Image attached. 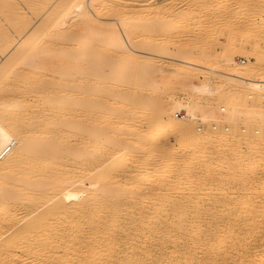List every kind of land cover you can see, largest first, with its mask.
Segmentation results:
<instances>
[{
  "label": "bare ground",
  "instance_id": "bare-ground-1",
  "mask_svg": "<svg viewBox=\"0 0 264 264\" xmlns=\"http://www.w3.org/2000/svg\"><path fill=\"white\" fill-rule=\"evenodd\" d=\"M71 1L74 3L73 7L77 8L79 5L81 8L85 7L87 2V0H62L65 6L68 4L71 6ZM114 1L112 4L110 0L108 2L113 5ZM138 1L134 0L123 4L120 2L118 6L110 7L108 2L98 4L99 0H90V5L93 7L97 5L99 10L102 6L99 13L105 11L108 14H103L116 16L118 19L120 15L124 14V17L130 14H126L127 12H135L138 6L146 2L143 0L144 2L139 5ZM262 1L264 4V0ZM63 6L60 11L58 10L60 13L56 11L57 9L52 10L29 35V38L23 40L17 50L0 66V154L11 147L9 152L0 158V201L8 199V202L15 207H22L26 198L41 191L50 198V222L44 223L42 226L44 238L50 239L53 249H51L52 254L48 255L46 244L40 245L39 251L44 258L43 264H264V244L261 243L262 237H264V209L243 211L226 208L221 210L186 209L182 205H175L177 198L164 193L161 188L164 186V179L160 174L164 171H160V173L157 170H148V158H144L140 163L139 168L144 171L137 181L132 174L136 172L134 168H127L125 171L122 180L125 184L129 183V187H126V184L125 188L121 189L118 175L113 173L118 168V146H130L129 151L132 157L142 153L152 158L159 157L158 162H160L163 158L162 153H165V149L159 146L160 141L175 135L174 137H179V142L177 140L179 144L175 145L174 153L183 152L190 161L199 156L200 148L212 145L225 159L223 163L215 164L216 169L220 167L223 172H226L232 169L231 166L238 171L242 167H248L252 174H255L257 166H260V161L256 156L246 159L244 154L253 149H263L260 138L252 136L248 139L249 137L245 138L246 136L244 137L243 134L234 137L232 133L225 134L224 132L223 136L216 138L212 134L205 135L204 131V135H200L193 128L191 130L189 127L188 130L190 124L188 121H182L188 119L187 111L178 110L175 112L174 116L180 119L179 121L170 117L162 109L161 104L152 102L156 101L152 93L154 96L156 94L152 91L149 93V86L152 85L149 84L150 74L147 75L146 72V74L140 75V82H144V84L140 83L143 86V88L140 86L143 89L140 90L143 92L145 90L146 97L143 107L142 100L139 101L137 94L133 91L136 88L131 89L128 86L131 83H129L130 80L128 81L127 77L125 80L121 76L124 73L118 75L119 66L114 65L118 56L111 58L114 55L110 57L111 59H106L98 68L97 72L100 78L96 81L95 86L93 85L94 87L88 91L91 97L88 98L89 101L86 102V105L84 102L86 101L85 93L78 92L79 89H76V94L75 89L73 90L74 83L71 86L70 82H63L69 75L72 61L75 59L77 61L85 60L86 53L81 50L76 57L72 56L73 60L61 65L56 63V56L53 53L55 46L60 44L66 49H72V43L76 42L74 39L79 40L76 37V35L79 36L78 33L80 36L85 33L92 34L99 44L98 47L105 45L107 48H114L116 44L124 48V44L121 42V34L117 31L118 29L114 32L111 31V35L110 32L106 33L110 35L112 41H106L107 35L102 39L103 30L101 29L106 23L102 27L101 21H95L89 8L86 7V9L83 8L85 13L82 12V14L84 13L83 18L85 17L84 22L81 18L82 25L79 24V21L76 23L81 26H79L81 32H78V27L75 26L77 32L74 34L76 33V35L72 34L73 30H69L71 27H65L66 14L60 15L63 9L68 8V6L67 8L65 6L63 8ZM96 9L95 12H98ZM128 17H125L128 20L124 18L127 23L123 21V24L125 23L126 31L128 28L129 32L127 33H133L130 28L132 27L131 18ZM107 27L104 29H114ZM56 30L66 31L64 32L66 34L63 33L59 38L54 37L53 33ZM69 31L72 35H68ZM129 36H133V34H129ZM134 36L137 37L135 34ZM38 37H42V45L36 48L31 47L32 41ZM4 41L5 44L9 42L8 39ZM108 41L110 45L106 44ZM104 42L106 43L104 44ZM131 42L135 44L134 41ZM261 43L259 41L258 45L256 43V47H253L256 61L252 66L239 67L233 61V55H227L225 56L226 60L224 59L230 66L227 70L222 69V65L220 66L216 59L214 64L210 62L211 65L205 67L192 61L185 62V57L183 60L181 59L184 61L182 67H186L185 72L187 68L188 70H198L203 67V70L206 68L212 73L219 72L229 80L243 79L245 81L244 79L253 77L248 81L254 82L255 88H260V86H264V65L262 64L264 51L261 49ZM116 45L114 50L112 48L113 52L115 49L118 50ZM121 47L120 51L123 49ZM127 47L123 49L124 52L129 50ZM189 53L193 52L189 51ZM189 53L185 51L182 54L190 55ZM177 56L179 57V55L171 54L167 59L180 61ZM204 57L209 56L205 53ZM191 59L189 58V60ZM205 59L208 61L207 58ZM112 61L114 63L111 64ZM60 67L65 70L61 76H57L56 73ZM123 80L128 82H123ZM77 81L80 82V79ZM119 82H123V84L118 85ZM143 92L142 94H144ZM118 94L120 102L125 105H121L124 106L125 115H129L132 119L130 128L133 124L138 126L136 138L118 139L117 126L97 132L98 128H104V122L118 120L116 119L119 109ZM152 103L154 107H158V110L151 107ZM139 106L140 108H138ZM77 109L85 110L77 113ZM139 111L141 115L139 114V123L136 124L137 119L134 116ZM80 117L89 123L88 127L95 126L97 129L91 132L84 130L85 132L76 137V131L80 127L77 121L80 120ZM156 118L160 123L153 125L152 122ZM113 123L118 125V121ZM213 128L216 129L214 126ZM148 129H151L150 134H147ZM152 142L157 143L154 144L155 147ZM104 144H109L112 149L110 158L101 159L92 156L89 159H80L83 154L86 155L80 146L87 150L90 149L91 153V150L95 151L98 147H104ZM229 150L239 151V154L230 160L227 156ZM237 170H234V176L238 173ZM237 176L235 179H240ZM152 182L159 186V191L156 194L158 196L155 197V206L146 209L143 202L139 200L141 197H135V193L140 195L145 193L146 195V192L148 193L147 186ZM170 203H174L175 208L165 207ZM3 208L11 210L8 206ZM14 218L16 217L11 214L8 216V225L16 222L17 218ZM92 224H95L96 233L92 239L97 241L96 245L87 240ZM46 226L49 227V231ZM48 232L49 236L46 234ZM248 244L252 246H247ZM255 257L259 260L256 261Z\"/></svg>",
  "mask_w": 264,
  "mask_h": 264
},
{
  "label": "rangeland",
  "instance_id": "rangeland-1",
  "mask_svg": "<svg viewBox=\"0 0 264 264\" xmlns=\"http://www.w3.org/2000/svg\"><path fill=\"white\" fill-rule=\"evenodd\" d=\"M108 1L99 0L98 4H105ZM113 1L114 0L111 2L110 0V3L112 4ZM130 1L132 2L134 0ZM130 1L115 0L114 2H117V4L114 3L113 5L118 6L120 2H122L120 4H123ZM259 1L260 0H146V2H144L143 0H139V5L144 3L138 6L135 12H125L126 14L130 13L126 16H129V19L131 18L132 27L130 28H132L133 31V33H127L129 32L128 28L126 31V27H124L125 23L123 24V21L127 23V21H125V19H127L125 18L126 16L123 17L124 14L122 16L120 15L121 17L118 16V19L121 20H118L116 16L105 15L108 13H105L104 10V12H100L102 13L100 14L99 11L102 10V6H100L101 8L99 10L97 5L93 7L90 5V0H87L88 3L86 2L85 7L87 9L89 8L93 19L95 21H101L102 24H100L102 27L103 24L106 23L104 27L108 26L114 28L109 30L103 27V29H101L103 30L102 39L103 36L105 38L108 32H110V35L111 31L114 32L117 29V31L120 32L121 42L124 44V48L123 46L121 47V45L117 46L115 44L118 48V50L115 49V53L113 52L115 45L114 48L111 46V48H107L105 45H102L103 47H98L99 44L92 34H86L83 31L82 32L85 34L81 36L80 33H78L79 36H77L76 33L74 34V32H77L75 31L76 27H78V32H81L79 31L80 25L77 24V26L76 23L78 21L80 22L81 18V20L85 18H83L86 9L84 6H82V8L80 5L78 8L75 6L73 7V1L70 2L71 6L69 4L65 6L62 0H0V66L17 50L19 44H21L23 40L29 38V35L32 34L34 29L43 22V19H45L52 10L54 11L57 9L56 11H60L62 9L61 6L64 5L65 8L68 6L66 10H62L63 13L61 11L60 15L66 14L65 27L70 26L71 28H69V30H73L72 34L76 35L79 40L77 41L74 39L76 42H71L72 49H66L60 44L56 45L53 53L56 56V63L61 65L62 63L73 60L71 59L72 56L76 57L77 53L81 52V50L86 53L85 60L77 61V59H75L72 61L69 68V75L63 80V82L66 81V83L70 82L71 86L73 83L75 84L73 90L75 89L76 94L78 89V92L85 93L86 101L84 102L86 105V102L89 101L88 98L91 97L88 91L95 86V83H97L96 81L100 78L97 72L98 68L106 59L116 58L118 56V59H116L118 62L115 61L114 64L115 66H119L117 70L118 75L124 73V75L121 76H123L125 80L126 77L128 81L130 80L129 83H131L128 86L131 89H134V87L136 88V90L134 89L133 91L137 94V99L139 98V101L142 100V104L141 102L140 104L143 105V107L146 97L144 93L145 90L144 92L142 91L143 86L141 84H144V82H140V75L146 72L147 75H151H149L151 79L149 84L152 86H149V93L155 92L156 94L155 96L154 93H152L153 95L151 94L154 100H156L152 102L158 103V105L161 104L162 109H164L170 117H174L179 121L180 119L174 116L175 112L178 110L187 111L189 117L182 121H188V124H190L188 130L190 127L191 130L193 128V130L200 135H204L206 132L205 135L212 134L213 137L216 138L223 136V132L225 134L232 133L234 137L243 134L244 137L246 136L245 138L249 137L248 139H250V137L252 138V136H256L255 138H260V143L263 147V149L261 148L262 150L253 149L244 154L246 159L256 156L260 161H258L260 166H257L255 174H252L248 167H242V169H240L241 171L239 170L241 173L232 166L231 168L233 170L230 169L226 172H223L220 167H218L220 169H216V167H214L215 164H221L225 159L218 154L216 148L212 147V145L200 148V154L204 155L199 154V156H197L198 159L195 158L192 161H190L188 156L183 152L180 154L174 153L176 148L175 145L179 144V137H174L175 135L160 141L159 146L165 149V153H162V155L159 153L163 156L160 162H158L159 157L152 158L142 153H139L136 157H132L129 151L131 147L121 145L118 146V168L113 172L115 175H118V179L120 180L119 187L124 189L127 184L122 180L127 168L135 169L136 172L132 174L136 177L137 181L138 178L141 177L142 171H144V169L140 170V163L144 158H148V170L164 171L160 174L164 179V186L161 188L164 190V193L172 196L174 195L173 197L177 198L175 200V205H182V207L186 209L221 210L226 208L241 211L264 209V86H260V88L257 87L258 89L255 88V83L251 80L248 81L253 77L247 80L244 79L245 81H243V79H239L240 81L238 79L229 80V78L225 77L223 74L217 73L216 71L212 73L205 68L207 72L205 69L203 70V67L198 70H188L187 68L186 72L184 71L186 67H182L184 61H192L193 63L209 67L210 62L215 63L218 60L217 63H220V66L222 65L221 68L227 70L230 67L225 61V56L227 55H233V61H235L239 67L254 65L256 61L254 55L256 43L258 45V42L261 41V49L264 51V22L262 23V21H264V16L261 17V15H264V4L262 0ZM110 3L108 2L107 4ZM111 4L110 7L113 6ZM95 8L98 10V12L96 11L97 13L95 12ZM59 11L58 13H60ZM82 12L84 13L82 14ZM79 24H81V22ZM70 31L68 35L71 33ZM64 32L56 30L53 34L54 37L59 38ZM87 32L90 33L89 31ZM129 34H133V36L135 34L137 37L129 36ZM110 35H107L108 39H106V41L113 40L110 38ZM5 39L6 41L8 39L10 43L8 42L6 45ZM41 40H43L42 37L34 39L31 43V47L36 48L41 46L43 43ZM109 41L108 43L104 42V44L110 45ZM131 41H134L135 44L138 43L135 45ZM125 46H128L127 49L129 50H125L124 52L123 49L126 48ZM120 47L123 48L121 51ZM231 49L233 50L231 51ZM184 50L186 53H189V51L193 53H189L190 55H183L182 53H185ZM204 52L209 57H204ZM170 53L173 56L179 55L177 59L180 58L178 59L180 61L168 60L167 57H170ZM203 54L204 56H202ZM188 56L190 59H193L189 60ZM205 58L208 59L209 63ZM181 59H184V61H181ZM119 61L121 62L119 63ZM112 63H114V61H112L111 64ZM262 64L264 65V62ZM130 65L131 67H129ZM62 68L63 67L59 68V71L56 73L57 76L63 74L65 69ZM81 71L84 72V74H82ZM133 73L134 75H132ZM77 79H80V82L77 81ZM128 81L123 80V82ZM123 82H119L118 85L123 84ZM138 86H142V88ZM142 92L144 94H142ZM144 97L145 99H143ZM153 103L151 107L157 109L158 107H154ZM121 105H124V103L120 102V96L118 94L119 109L118 117L116 118L118 120L113 121H118V125H115L113 122H104V128L101 129L100 127L97 129L95 126L88 127L89 123L80 117V120L77 121L80 127L76 131V137H79L86 130L91 132L97 129V132H100L117 126L118 139L126 140L128 138H136L138 126L133 124L130 128L132 119L129 115H125V105L123 107ZM140 106L138 108H140ZM128 107L131 108V106ZM223 108L226 109L224 110ZM78 109L77 113L78 111L83 112L85 110L83 109L82 111ZM139 114L140 111L134 116L137 119L136 124L139 123ZM190 114H193V116H190ZM157 123L160 122H158L156 118L152 124L157 125ZM213 126H217V128L215 129ZM150 130L151 129H148L147 134H150ZM152 144L154 146L155 143L152 142ZM104 145V147H98L95 151L91 150V153L90 149L87 150V148L80 146V148L86 152V155L83 154L80 159L85 160L86 158H92V156L93 158L96 157L101 159L110 158L112 149L109 144ZM227 152L228 159L230 158V160L239 154V151L235 150H229ZM234 170L238 171L239 174L236 173L240 179H235L237 174H235L236 176L233 175V173H235ZM238 176L237 178H239ZM128 185L129 183L126 187H129ZM147 188L148 193L146 192V195L145 193H142V195L135 193V197H141L139 200L143 202L142 204L146 209L155 206L154 202H156L155 199L158 196H156V194L159 191V186L157 183L152 182ZM24 202L25 204L22 207H15L12 203L8 202V199H2L0 201V264H43L44 258L39 251V247H41V244L44 245V243L46 244L45 247L48 255L52 254L51 249H53V244H51L50 239L44 238L42 226V224L50 222V198L41 191L34 196L26 198ZM173 204L174 203L167 204L165 207L173 209L175 208ZM5 206L10 207L11 213L9 209L5 210L3 208ZM9 213L17 218L16 222L12 225H8ZM92 225L93 226L90 225V233L87 240L94 242L96 245L97 241H93L92 239L96 233L95 224ZM46 228L47 231H49V227L46 226ZM46 234L48 236L50 235L49 232ZM261 243L264 244V237H262ZM251 244L247 246L251 247ZM95 245L92 244V246ZM255 260L257 261L259 259L255 257Z\"/></svg>",
  "mask_w": 264,
  "mask_h": 264
},
{
  "label": "built area",
  "instance_id": "built-area-1",
  "mask_svg": "<svg viewBox=\"0 0 264 264\" xmlns=\"http://www.w3.org/2000/svg\"><path fill=\"white\" fill-rule=\"evenodd\" d=\"M214 127L217 128V126H214ZM10 149H11V147H8V148L5 149L3 152H1V154H0V158L4 157V156L9 152Z\"/></svg>",
  "mask_w": 264,
  "mask_h": 264
}]
</instances>
